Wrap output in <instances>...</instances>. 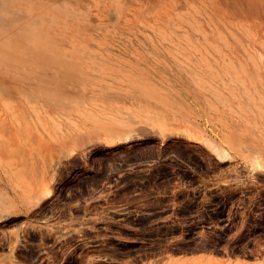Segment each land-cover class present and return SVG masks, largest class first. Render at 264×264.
I'll list each match as a JSON object with an SVG mask.
<instances>
[{
	"label": "rangeland",
	"instance_id": "rangeland-1",
	"mask_svg": "<svg viewBox=\"0 0 264 264\" xmlns=\"http://www.w3.org/2000/svg\"><path fill=\"white\" fill-rule=\"evenodd\" d=\"M0 264H264V0H0Z\"/></svg>",
	"mask_w": 264,
	"mask_h": 264
},
{
	"label": "crops",
	"instance_id": "crops-1",
	"mask_svg": "<svg viewBox=\"0 0 264 264\" xmlns=\"http://www.w3.org/2000/svg\"><path fill=\"white\" fill-rule=\"evenodd\" d=\"M197 256L198 255H196L195 257H197ZM192 257H194V256H192ZM189 258H191V257H189ZM172 259L175 260V261H177V260H183V256H180V255L173 256Z\"/></svg>",
	"mask_w": 264,
	"mask_h": 264
}]
</instances>
